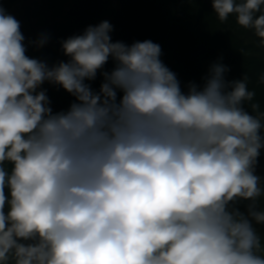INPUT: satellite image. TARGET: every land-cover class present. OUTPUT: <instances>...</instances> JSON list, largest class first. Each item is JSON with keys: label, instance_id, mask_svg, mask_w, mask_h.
Returning <instances> with one entry per match:
<instances>
[{"label": "clouds", "instance_id": "9594fccd", "mask_svg": "<svg viewBox=\"0 0 264 264\" xmlns=\"http://www.w3.org/2000/svg\"><path fill=\"white\" fill-rule=\"evenodd\" d=\"M212 7L264 47V0ZM112 31L89 25L49 65L27 55L49 36L26 42L0 6V264H264V111L247 77L214 63L182 88L159 44ZM46 82L74 97L66 110Z\"/></svg>", "mask_w": 264, "mask_h": 264}, {"label": "trees", "instance_id": "16d2710c", "mask_svg": "<svg viewBox=\"0 0 264 264\" xmlns=\"http://www.w3.org/2000/svg\"><path fill=\"white\" fill-rule=\"evenodd\" d=\"M6 13L20 22L28 40L40 34L49 36L40 49L28 47L27 55L49 65L66 61L60 41L82 34L89 25L107 20L113 25L112 41L131 45L151 40L161 46L163 63L176 73L181 87L189 81L202 84L214 63H222L229 71L226 80L247 77L248 88L256 93L253 102L264 111V47L251 30L236 23L235 16L220 22L213 11L212 0H0ZM112 61L104 70L113 68ZM102 77L90 82L98 90ZM54 112L66 110L74 101L69 93L47 82ZM246 110L251 108L246 103ZM256 174L264 178V149L261 150ZM264 205V200L261 201ZM243 210V205H241ZM264 237V225L257 226Z\"/></svg>", "mask_w": 264, "mask_h": 264}]
</instances>
